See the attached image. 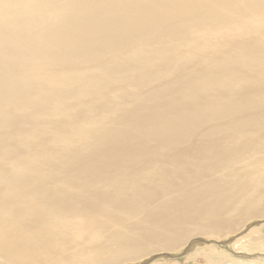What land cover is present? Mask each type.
<instances>
[{
    "label": "bare ground",
    "instance_id": "bare-ground-1",
    "mask_svg": "<svg viewBox=\"0 0 264 264\" xmlns=\"http://www.w3.org/2000/svg\"><path fill=\"white\" fill-rule=\"evenodd\" d=\"M222 4L223 0H0V107L5 104L10 107L1 111L0 126L15 137L26 132L32 138L44 141L40 131L63 137L57 133L59 129L55 125L64 117L62 111L75 107L83 119L82 122L65 119L62 123L65 143L71 133L81 136V139L72 138L67 145H61L62 151L56 152L55 144L47 149L27 151L19 143L10 146L17 154L11 160L17 166H12L7 163L9 147L0 150V264H51L52 261L57 264H160L154 261V256L164 254L166 258H178L180 255H173L184 250V256H181L186 263L204 256L205 259L214 257L216 261L212 264H234L235 260L214 244H231L234 251L237 249L240 254L248 256L264 251V236L260 229L249 228L244 236L240 235L255 222H262L260 226L264 227V69L259 71L254 86L249 85L252 80L239 79L237 73L231 78L235 90H246L243 105L248 111L243 120L249 121L251 127L245 123L248 130L243 131L249 134L250 149L260 150L263 154L252 152L250 157L243 159L240 151L232 152L223 160L211 162V165L223 162L221 167L224 168L210 173L197 170L195 160H185V155L204 160L211 155H220L227 145L221 136L210 132L198 138L188 137L191 125L208 122L205 115L211 113L202 109L197 111L203 114H195V118H176L164 128L163 138H173L174 146L182 154L172 153L168 158L139 154V157H148L144 168L155 163L158 167L154 173H129L130 186L127 182H113L112 179L100 183L102 172L99 168L94 171L101 161L97 157L98 150L92 143L90 147L81 148L82 142L88 144L89 140L84 142L87 136L102 138L117 128H129L131 117H140L139 112H128L126 119L116 114L130 107L131 103L137 105L141 95L146 94L144 101L150 97L153 101L158 100L161 97L158 88L170 85L173 70L186 74L190 68L191 74L182 77L177 87L195 90L197 82L193 78V68L207 67L213 72L214 68H225L229 60L235 58L245 43L244 38L240 36L236 43L229 39L224 48L218 41L219 32L232 33L238 27L237 33L244 34L239 23H245V19L258 13L264 16V8H261L264 0H250L241 19H224L228 25L224 22H214V26L205 23L203 12ZM190 20H196L194 22L199 27ZM185 23L186 27L193 25L196 29L193 26L182 28L181 24L184 26ZM216 24L225 26L219 25L218 28ZM195 34L199 38L192 40ZM262 37L257 36L251 44L255 45ZM116 44V53H121L117 54L119 59L113 58L110 62L101 63L102 58L97 59L98 51H91L113 52ZM152 44L157 48L147 49ZM68 48L75 50L73 54L67 53ZM87 48L88 53H84ZM157 49L159 51H153ZM128 58H136L132 68L142 64L137 68L139 75L132 80ZM159 59L170 66L157 74L161 69L160 63L156 62ZM187 59L190 61L187 68L178 65ZM98 61L101 64H97ZM205 61L210 63L203 67ZM144 63H150V66L144 67ZM110 67L127 69L128 87L125 82L117 86L115 80L101 76ZM229 69L230 72L233 70ZM253 74L255 72L250 73ZM172 94V91L165 93L166 96ZM31 95L35 96L33 102L28 101ZM186 103L185 99L181 101L182 105ZM26 104L34 106L33 117L38 124L24 121V116L29 117L31 112H22ZM223 105L229 107L231 104L219 102L215 108ZM108 107L100 114H112L111 121L104 119L109 125L104 123L105 116H102L98 126L104 128L94 131L83 118L84 113L95 118L99 114L95 115L94 111ZM46 109L55 117L41 126L39 116L46 114ZM255 110L258 113H253ZM242 116L233 115L230 123L233 130L228 132L235 131L242 124ZM54 125L56 129H52ZM12 126L19 129L13 131ZM237 140L230 139L232 144ZM98 149L101 150L102 146ZM34 160L35 167L26 163ZM43 161L50 163L44 164ZM3 162L4 166H1ZM68 162L71 165L65 164ZM185 166L188 167L183 168ZM227 167L230 169L225 177L223 171ZM17 170L36 172L34 181H27L30 179L28 174L20 179L1 177L7 171L13 173ZM191 170L196 179H200V184L193 181ZM172 171L189 173L191 179L176 184L156 183L157 175L164 172L162 176L168 178ZM216 172L221 173L215 176L213 173ZM140 174L145 178L143 181ZM101 187L117 188L115 194L124 195V199L131 202L118 203L114 195L111 199L98 200L104 194ZM37 197L42 198L43 205L32 210L33 199ZM101 201L104 205L96 208ZM58 202L62 207L55 209ZM12 204L19 206L25 215L17 225L2 230L1 224L17 215ZM84 209L91 213L88 220L76 223V236L67 234L72 226L70 217L74 218ZM112 210L119 211V214L109 217ZM63 212L67 217H61ZM57 219L60 223L52 233L39 224L41 221L49 224ZM228 223H231L230 227H226ZM83 229L90 234L84 235L82 240L79 236ZM228 236L231 238L224 240ZM203 238L214 244L205 245ZM200 242L208 247L193 252ZM57 244L60 245L58 254L54 251ZM256 245L261 248L255 249ZM30 255L34 258L32 262ZM243 263L264 264V260ZM172 264H179V261Z\"/></svg>",
    "mask_w": 264,
    "mask_h": 264
},
{
    "label": "rangeland",
    "instance_id": "rangeland-1",
    "mask_svg": "<svg viewBox=\"0 0 264 264\" xmlns=\"http://www.w3.org/2000/svg\"><path fill=\"white\" fill-rule=\"evenodd\" d=\"M250 6V0H223V4L220 6H213L211 9L206 10L203 12V18L206 21L205 23H210L212 26L214 22H224L227 24L226 20L227 18L229 21L231 20H236V19H241V16L243 13V10L248 9ZM261 8H264V4L261 6ZM254 7L252 8L253 11ZM251 11V12H252ZM188 20V19H184ZM246 22H240L239 25L243 28L244 34L237 33L238 27L232 32H219V37L218 41L219 44H223V47L225 48L229 43L228 40L230 39L231 42H238L240 36H242L245 40V43L241 46V49L239 52L236 54L235 58L229 60L228 65L223 68H214L213 72H210V70L206 67L210 62H206L209 59H205V63L202 64L203 67L201 70H198L196 68H193V78L197 82V88L195 90L191 89H183L177 87V84L182 80V77H186L191 74V70L187 71L186 74H181L177 70H173L171 73L172 81L170 85L165 86L163 88H158V91L161 93V97L153 101L152 97L148 98L147 100L144 101L145 95H141L140 99L137 100V105L132 104L128 108H124V111L116 114V116L120 117L121 119H126L127 113H134V112H139L141 115L140 117L132 118L129 121L131 125H129L126 130L117 128L111 132L105 133L102 138L98 137H92L84 140V142H88V144H82L81 148L88 147L91 145L98 150L97 152V157L101 161H98V166L94 169V171L99 168L102 172V177L99 178L100 183L104 182H111V179L114 181H123L127 182L129 180V173L131 172H145V173H154L157 170V164H153L147 168H144L143 165L146 163L148 157H139V154L143 153L144 155H148L151 157L155 158H168L172 155V153L175 154H182L181 150L178 149L177 147L174 146V140L173 138L169 139H164L163 138V133H164V128L165 126L170 122L175 120L176 118H195V114H203V112L197 111V109H202L204 111H207L211 113L209 116H206V120L208 122H201V123H195L191 125V128L188 132V137L191 138H198L201 134L205 132H210L215 134L216 136H221L224 142H227L225 150L219 155H211L208 156L204 160H200V158L195 159L192 155H185L184 159L185 160H195L197 163V170L201 169L202 171H208L213 172L216 171L221 167L223 162L221 163H216L215 165H211V162L216 161V160H223V158L232 153V152H237L239 151L242 153L243 159L250 157L252 152L260 153L263 154V152L260 150H251L250 145H251V140L249 138L248 133H244L248 130V127H251V123L249 121L243 120L244 114L246 111H248V107H245L243 105V96L245 93V89L241 88L239 90L234 89V84L232 86V74L237 73L239 74L237 77L239 79L244 78L249 80H252V82L249 84L250 86H254L257 83L258 78V73L262 69H264V16L261 13H258L256 15H252L245 19ZM183 21V19H182ZM192 23L199 27V25L190 20ZM223 23V24H224ZM210 25V26H211ZM220 25V24H219ZM217 25L218 28L220 26H225V25ZM228 25V24H227ZM182 28H187V27H192L193 25H188L186 27V23L183 26L181 24ZM195 26V27H196ZM230 26V25H229ZM229 28V27H228ZM193 29L194 28L193 26ZM257 36H263L261 41L257 40L255 45H252L251 42L256 41ZM231 37V38H230ZM198 34H195L192 37L193 39H198ZM77 47V45H76ZM157 48L156 44H152L149 46L147 49H155ZM117 44L114 45L113 52L109 50L108 53L101 52L99 50L91 49L92 52L98 51L99 57L97 59H100L99 61L101 63L103 62H110V59H119V56L117 54H120L121 52H117ZM146 49V50H147ZM75 50H72L71 48L67 49V53L73 54ZM153 51H159L153 50ZM84 53H88V48L85 50ZM166 57V55H164ZM108 57V58H105ZM167 58V57H166ZM165 58V59H166ZM121 59V58H120ZM136 58H128V61L131 62V68L129 70V74L131 71V80L134 79L139 75V72L137 68H139L142 64L139 63L136 65V67L132 68L134 65V60ZM189 59V58H188ZM185 61L183 64L178 62V65L182 68H187L189 66V60ZM156 61L159 64L160 70H158L161 73V70L163 72V68H168L170 64L168 62L162 61ZM97 62V64H101L100 62ZM124 61L120 62L123 63ZM127 63V62H125ZM129 64V63H127ZM195 67L197 66L196 63L193 64ZM144 67L150 66V63H144ZM229 68H233V70L230 72ZM212 70V69H211ZM253 75H250V73H254ZM99 76V73L97 71L96 73ZM116 74V75H114ZM104 76L103 78L105 79H113L115 80V83L117 86L122 84V82H125L128 85L130 84V81L128 80V74H127V69L125 67L121 68H114L110 67L108 69H105L104 73L101 75ZM249 76V77H247ZM191 79V78H189ZM246 81V80H245ZM142 83V82H140ZM132 87V84H131ZM166 91H172L173 94L171 96H166L165 93ZM167 101H163L166 100ZM186 100V105H182L181 101ZM35 100V96L31 95L28 101L33 102ZM56 100V99H55ZM101 100V99H99ZM98 100V101H99ZM1 102V99H0ZM12 102V101H10ZM219 102H226L231 104L229 107L227 106H221L220 108L216 109L215 104ZM242 106V107H240ZM111 107V106H110ZM110 107L106 109H100L94 111L95 115H98L95 118H90L87 113H84V117L86 120L87 125H90L93 127L94 131L100 128H104L102 126H98V122L100 121L99 118L102 116H105L104 119H108L111 121L110 115L112 114H100L103 113L105 110L109 109ZM61 108L64 109L63 106ZM10 107L5 104L0 107V113L1 111L9 110ZM34 106L32 104H26L24 110L22 112H27L31 111L29 114V117L27 115L24 116V121L26 123H34L38 124V121L34 119ZM46 114L42 113L39 118V123H44L46 120L54 118L55 116L49 114V110L46 109ZM79 109L73 107L70 110H64L62 111L63 118L59 119V121L55 122V125L58 126V132L59 134H62L63 137L60 138L56 133H51V132H41L42 137L44 138V141L41 140L40 138H32V136L29 135V133H20L18 134L17 137H15L14 134L6 131L2 126H0V150L6 147H9V150L6 151V154L9 156L7 158V163L12 166H17L11 162V160L14 157H17V154L10 148V146H16L19 143L23 144L21 147L22 149L32 150L35 152L36 149L42 148V149H47L52 146V144H55V147H53L56 152L57 150L62 151L59 147L61 145H67L69 141L73 139H81V136L77 133H71L70 138L67 143L64 142L65 135H64V129L62 123L64 122L65 119L69 120L70 122H82L83 119L79 116ZM244 112V113H243ZM253 113H258L257 110H255ZM238 114V115H243L241 120H243L242 124L239 125V127L233 131V132H228L230 130H233L230 123L232 122L233 115ZM118 118V119H120ZM104 123L109 125L108 121L104 120ZM247 124V126L245 125ZM52 129H54L56 126ZM175 125V123H174ZM39 126V128L41 127ZM256 127V125H254ZM57 128V127H56ZM55 128V129H56ZM13 131L16 129H19V127L12 126ZM246 130V131H243ZM244 133V134H243ZM236 134V135H234ZM117 136H120V138H117ZM234 136V137H232ZM232 137V138H231ZM238 139L236 144H232L230 139ZM91 140V141H90ZM228 141H230L228 143ZM23 142V143H22ZM88 145V146H87ZM91 146V147H92ZM102 146V149L99 150L98 147ZM90 147V146H89ZM28 148V149H27ZM31 148V149H30ZM25 150V151H26ZM131 150L133 151V155L131 157ZM57 154V153H56ZM91 156V155H90ZM94 156V155H93ZM92 156V157H93ZM264 156V155H263ZM95 157V159L97 158ZM94 158V157H93ZM52 161V160H51ZM28 166L30 167H35L37 163L34 161L31 162H26ZM44 164H49L50 161H43ZM67 166L71 165V163H65ZM1 166H4V162ZM188 166H185L183 168H187ZM228 169L230 167H227L223 171V176H227V173L229 172ZM221 172H216L213 173L215 176H219ZM26 174L30 176V179L27 180L29 182L34 181L36 172L30 171V170H25L24 172L22 171H15V172H10L7 171L3 175H1L2 178L4 177H11V178H23ZM192 174V179L193 181L197 182L200 184V179H196V175H194V171L191 170ZM164 172L161 175L156 176V183L161 184L162 182H171L173 184L178 183L179 181H187L191 179V175L189 173L185 174H176L175 172H171L170 176L168 178H165ZM141 180L143 181L145 178L143 175L140 174ZM131 182V181H130ZM129 182V183H130ZM128 183V185H129ZM130 186V185H129ZM2 187V183H0V189ZM119 188V189H124ZM100 189L103 190L104 194H101V197L98 198V200H101L104 197H108V199H111L112 196H115V200H119V202L127 203L131 202V200H125L124 195H116L115 193L118 192L117 188H109V187H101ZM126 201V202H125ZM135 201V200H134ZM32 210L37 207L38 205H43L42 198L37 197L33 199L32 202ZM103 201L98 202L96 208L102 207ZM12 207L16 208V214L14 217L9 218V221L3 222L1 224V229H5L9 226H15L21 221L22 215H25L24 213L21 212L19 209L20 207L17 206L16 204H12ZM55 209L61 208L60 202H58L55 206ZM264 212V208H263ZM262 212V213H263ZM118 215L119 211L117 210H112L110 212L109 217H112L114 215ZM91 213L84 209L80 214L75 215L74 218L70 217L69 214L68 216L72 220L71 224L72 226L69 227L67 234H72L73 236H76L77 234V227L76 223H83V221L88 220L89 216ZM61 217H67L66 212H63L61 214ZM79 220H82V222H79ZM114 220V218H112ZM60 223V220H55L52 221L51 223L47 224L43 221H41L39 224L42 228L45 230H48L52 233L53 228L55 229L56 226ZM231 223H228L226 227H230ZM262 222H255L253 225H249L248 228L245 231L241 232V236H244L249 228H255V229H260L262 231V234L264 236V227L261 228ZM50 226V227H49ZM65 231V233H66ZM87 234H90L87 230L83 229L82 233H80L79 239L83 240V236ZM232 236V235H231ZM231 236L226 237L224 240H227L231 238ZM233 237V236H232ZM198 240V239H197ZM206 241L205 245H209L210 243L214 244V242L209 241L208 239H204L202 241ZM223 240V241H224ZM264 243V241H262ZM231 243V242H230ZM200 245H197L193 248V252H195L196 249L198 248H206L208 246H204L202 242L199 243ZM214 245H217L216 247L222 251H225V253H228L231 257V259L235 260L234 264H238L237 262H240L239 264H245L243 262H246L248 260H254V259H260L264 260V251L261 253H256L254 256H248L244 253H239L237 249H235L233 246H230L231 244H225L226 246H222L221 242L216 243ZM59 244L55 246L54 251L56 250V254H58V248ZM232 247V248H231ZM255 249H259L258 245L254 246ZM264 249V247H263ZM191 251V253H193ZM183 252L177 253L175 256H179L178 258H166L163 255L159 254L154 256L156 258L154 261L159 262L160 264H172L173 261H179V264H212V261H216L214 257L212 258H204V256L196 258L194 261H189L186 263L185 260H183ZM260 252V251H259ZM190 253V252H189ZM189 253L187 255H189ZM190 253V254H191ZM55 255V254H54ZM183 255V256H181ZM31 257V262L33 261V255H30ZM250 257V258H249ZM151 259V258H150ZM239 259V260H238ZM245 259V260H244ZM149 260V259H148ZM241 260V261H240ZM147 261V260H146ZM152 261V263L154 262ZM145 262V261H144ZM51 264H57L51 262ZM143 264V263H142Z\"/></svg>",
    "mask_w": 264,
    "mask_h": 264
}]
</instances>
